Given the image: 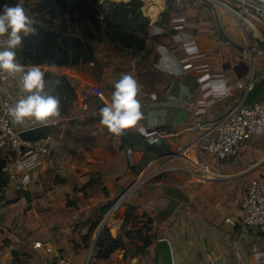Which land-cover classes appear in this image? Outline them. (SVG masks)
Returning a JSON list of instances; mask_svg holds the SVG:
<instances>
[{
	"label": "crops",
	"instance_id": "0c3cea01",
	"mask_svg": "<svg viewBox=\"0 0 264 264\" xmlns=\"http://www.w3.org/2000/svg\"><path fill=\"white\" fill-rule=\"evenodd\" d=\"M143 1L147 2L146 15L155 22L147 48L140 55L153 52L156 63L151 66L150 79L145 72L138 75L134 68L126 73L145 78L139 83L144 118L137 129L121 136L110 134L101 125L91 137L86 160L82 159V165L76 162L74 173L62 168L61 157H50L30 166L32 182L26 187L8 185L0 199V264H56V253L77 264H161L158 242L162 239L171 243L174 264H264V234L245 229L239 222L240 202L248 184L254 178H264V131L246 142L231 161L199 147L205 135L215 131L237 106L252 73L257 75L264 40L246 33L224 7L221 24L217 12L203 0H160L156 16L148 11V0ZM222 1L231 4L230 0ZM17 4L22 5V0H0V14L6 6ZM171 34L191 40L175 53L180 61L190 58L182 66L178 62L180 75L156 67L161 60L157 49L170 51L177 45ZM4 39L0 37V42ZM189 48L202 56H190ZM260 73L264 74V69ZM18 79L19 75L0 79V103L12 99ZM113 91L110 87L106 102L111 101ZM181 110L187 116L176 127L174 121ZM19 127L24 130L21 124ZM161 131H168L167 137L153 143ZM154 144L156 151L152 150ZM55 164L61 182L49 187L41 181ZM79 167L82 172H78ZM95 174L101 178L102 190L85 197L83 188ZM141 180L126 200L137 207V215L153 219L154 241L146 252L134 256L133 240L125 237L123 249L108 251L98 246L104 229L114 238L124 236L122 207L107 218L111 206L103 214L95 237L85 242L83 237L102 207L114 205L122 189L128 190ZM69 198H75V205H69ZM38 242L41 247H34ZM254 245L260 252H253ZM48 248L56 253H49Z\"/></svg>",
	"mask_w": 264,
	"mask_h": 264
},
{
	"label": "trees",
	"instance_id": "16d2710c",
	"mask_svg": "<svg viewBox=\"0 0 264 264\" xmlns=\"http://www.w3.org/2000/svg\"><path fill=\"white\" fill-rule=\"evenodd\" d=\"M106 4L100 9L97 0H37L31 11L32 18L37 21L34 25L36 33L25 37L22 46L16 49L17 61L25 66H40L45 74L44 80H50L55 74L59 80L57 90L72 94L67 71L94 61V42L106 41L134 56L143 53L151 34V20L143 13V1L118 3L107 0ZM154 145L152 150L156 151ZM8 162L0 150V189L3 190L10 184L6 170ZM109 208L110 204H107L101 212L105 214ZM136 209L132 205L125 213V225H132V228L125 231L124 236L114 238L109 229H105L98 246L108 251L123 249L125 237L138 241L134 256L145 253L154 241L151 234L153 219L146 214L137 215ZM102 214L92 222L83 237L85 242L101 224Z\"/></svg>",
	"mask_w": 264,
	"mask_h": 264
},
{
	"label": "built area",
	"instance_id": "2783aa9c",
	"mask_svg": "<svg viewBox=\"0 0 264 264\" xmlns=\"http://www.w3.org/2000/svg\"><path fill=\"white\" fill-rule=\"evenodd\" d=\"M211 6L224 7L225 11L231 15L237 25L246 33H252L264 40V0H230L225 3L222 0H205ZM220 21L222 17L218 15ZM222 24V23H221ZM172 39L177 42L168 53L180 62L181 66L189 59L178 60L176 51L183 47L187 40L180 34H171ZM190 38V37H189ZM184 41V42H183ZM197 51V50H196ZM195 51V52H196ZM192 52L190 56L196 53ZM24 95L18 86L13 90V97L9 102L0 103V150L11 153V159L7 165V173L10 184H14L18 189L26 187L32 182L30 177V166L35 162L48 159L56 148V141L52 135V122L48 124H38L35 122H25L21 124L24 130L19 127L7 115L5 105H11ZM48 125L50 133L39 140L30 142L22 139L20 133L26 130ZM264 131V96L254 101L248 106L233 108L224 117L215 131L208 132L200 143V149L218 156L220 159L231 161L239 156L242 146L251 140L256 134ZM168 131L159 133L157 140H164ZM23 165V166H21ZM142 183L144 180H141ZM241 216L239 222L245 229L259 230L264 234V178H254L248 184L240 202ZM228 222L236 226L235 220L228 219ZM34 247H41L38 242ZM49 253H56L52 248L47 249ZM253 252L258 253L260 249L253 246ZM56 264H77L65 255L56 253Z\"/></svg>",
	"mask_w": 264,
	"mask_h": 264
},
{
	"label": "rangeland",
	"instance_id": "374dc122",
	"mask_svg": "<svg viewBox=\"0 0 264 264\" xmlns=\"http://www.w3.org/2000/svg\"><path fill=\"white\" fill-rule=\"evenodd\" d=\"M106 1L107 0H97L99 5L98 7L100 9L105 7L107 5ZM110 1L120 3L128 2L130 0ZM203 1L206 5L213 8L217 12V16H222V14H220L223 10L221 9L222 7L217 6L216 8L211 6L209 3H206L205 0ZM36 3L37 0H22V6H25L27 13L31 17H33L31 11L35 7ZM143 3V13L148 18L146 15L147 2L145 4L143 1ZM219 8L221 11L218 10ZM154 22V20H151V25ZM219 22L221 23L220 20ZM237 29L240 31L239 28ZM93 45L96 50L94 61L70 68L67 71L68 78L73 88L72 94L57 90L56 86L59 83V80L56 78L55 74H53L50 80H45L44 92L52 95H58L61 100V118L52 122L51 132L57 143V148L50 157H55L56 159L61 157L63 162L62 168L67 167V171L72 173H74L73 171L77 161L80 165H82V159L84 161L86 160V155L91 150V137L94 132L99 131L101 128V124L99 122V110L105 105V102L108 99L109 88L113 87V84H108V82L116 80L119 75L130 71L131 68H134V72L138 75L145 72L146 76L148 75L150 79V74L152 72L151 66H154L156 63V58L153 52L134 56L128 52L120 51L114 45L106 41L100 43L94 42ZM196 56H202V54L196 53ZM252 67L254 68V63ZM262 69H264V57L261 61L259 60L257 75L253 77L254 83L264 79V74L260 73ZM136 79L140 83L144 81L145 78L141 77L140 80L137 76ZM98 83L104 86L103 89ZM142 88L146 89L147 85L142 83ZM93 94L96 97L92 96ZM2 155L10 161L11 153H7L2 150ZM50 157L46 160L49 161ZM69 160L73 163L72 166L68 163ZM80 168L81 167H79L78 172H82ZM57 169L58 166H56V164L53 167L48 168L46 172H44V174H47L45 176V181H41V183L43 182L44 185L49 184V187H51L52 184L61 182V176L60 174H57ZM101 184V178H99L96 174L92 175L91 181L87 184V186H89L88 189H85L87 186L83 188L85 197H89L91 194H95L100 191ZM104 190L106 189L104 188ZM0 196H5V190L0 189ZM121 196L122 193L117 197V199H115L114 204ZM126 199L127 197L119 206L122 207L119 211L121 214L129 211L132 206V204H130V202ZM68 203L69 205H75V198L73 200L69 198ZM111 206L113 207L114 205L110 204V207ZM99 213L101 215L103 212L100 210ZM94 218L95 217H93V219ZM107 218L109 217L107 216ZM138 227L140 226L138 225ZM128 229H130V226H125V231ZM95 235L96 233H94L91 238H94ZM6 242L8 241L6 240L5 243ZM132 244L135 246L138 244V241L134 239Z\"/></svg>",
	"mask_w": 264,
	"mask_h": 264
},
{
	"label": "clouds",
	"instance_id": "9594fccd",
	"mask_svg": "<svg viewBox=\"0 0 264 264\" xmlns=\"http://www.w3.org/2000/svg\"><path fill=\"white\" fill-rule=\"evenodd\" d=\"M36 23L21 4L6 6L0 14V37H6L0 42V79H16L19 75L17 86L24 93L14 104L5 105L7 115L16 124L28 121L48 124L61 118V100L58 95L44 92L45 74L41 67L31 65L26 69L17 62L16 49L22 46L25 37L36 33ZM157 51L161 60L156 67L180 75L181 68L168 50L160 47ZM188 51L192 53L196 49L189 48ZM113 87L111 101L99 110V122L110 134L121 136L137 129L144 118L139 99L141 85L131 73H122Z\"/></svg>",
	"mask_w": 264,
	"mask_h": 264
},
{
	"label": "water",
	"instance_id": "95a60500",
	"mask_svg": "<svg viewBox=\"0 0 264 264\" xmlns=\"http://www.w3.org/2000/svg\"><path fill=\"white\" fill-rule=\"evenodd\" d=\"M263 96H264V79L254 83L253 73H252L251 82L247 90L243 94L242 98L240 99L239 103L237 104L236 108L248 106ZM186 116H187V112L184 110H181L175 118L174 126L179 127ZM49 133H50V127L48 125H45V126H41L38 128L23 131L20 133V136L22 137V139L26 141L33 142V141L39 140L42 137H45ZM141 183L142 181H138L130 189L121 190L122 196L120 197V199H118V201H116L110 213L108 214V217L121 205L123 200L133 190H135L137 187L141 185ZM158 249H159L160 256H161V264H174L173 249H172V246L169 240L167 239L160 240L158 242Z\"/></svg>",
	"mask_w": 264,
	"mask_h": 264
},
{
	"label": "bare ground",
	"instance_id": "6f19581e",
	"mask_svg": "<svg viewBox=\"0 0 264 264\" xmlns=\"http://www.w3.org/2000/svg\"><path fill=\"white\" fill-rule=\"evenodd\" d=\"M160 0H148V11L151 12V14H153L154 16H156V12H157V8L156 5L160 4ZM223 8V7H222ZM221 8V9H222ZM220 10V8L218 9ZM221 11V10H220ZM224 11V10H223ZM158 14V13H157ZM221 14V13H220ZM226 14V12H225ZM223 14V15H225ZM158 16V15H157ZM232 18V17H231ZM230 20V19H229ZM232 20V19H231ZM235 23V21H234ZM227 27V26H226ZM240 29V28H239ZM239 41V40H238ZM245 46V45H244ZM247 47V46H246ZM248 53V52H247ZM256 71V70H255ZM190 157V156H189ZM175 158V157H174ZM210 175V174H209ZM212 176V175H211ZM146 177V176H145ZM212 178V177H211Z\"/></svg>",
	"mask_w": 264,
	"mask_h": 264
}]
</instances>
